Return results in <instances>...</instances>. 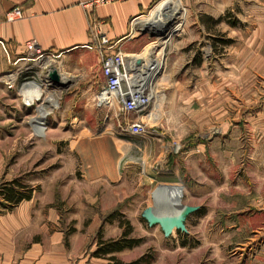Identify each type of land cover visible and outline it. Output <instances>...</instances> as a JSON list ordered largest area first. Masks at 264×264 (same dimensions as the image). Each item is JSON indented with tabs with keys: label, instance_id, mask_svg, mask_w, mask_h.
Instances as JSON below:
<instances>
[{
	"label": "rangeland",
	"instance_id": "obj_1",
	"mask_svg": "<svg viewBox=\"0 0 264 264\" xmlns=\"http://www.w3.org/2000/svg\"><path fill=\"white\" fill-rule=\"evenodd\" d=\"M177 3L164 26L152 6L130 21L133 53H101L122 54L131 75H144L137 57L156 61L141 114L98 105L91 54L66 65L0 48V187L32 192L10 209L0 196V264H264V0ZM134 123L145 133L123 131ZM167 192L174 204L157 201ZM186 207L184 230L167 235L144 218ZM127 226L138 244L93 256Z\"/></svg>",
	"mask_w": 264,
	"mask_h": 264
},
{
	"label": "crops",
	"instance_id": "obj_2",
	"mask_svg": "<svg viewBox=\"0 0 264 264\" xmlns=\"http://www.w3.org/2000/svg\"><path fill=\"white\" fill-rule=\"evenodd\" d=\"M84 1L87 0H0V48L12 54L27 52L26 43L34 40L42 51L61 53L66 65L73 63L82 52L91 54L97 61L98 82L95 85L100 91L103 85L100 58L95 51L87 49L91 32L106 37L112 46L109 50L131 54L133 52L127 48L137 44L139 39L136 30L130 28V21L146 17L150 4L146 0L114 3L94 9L88 18V10L81 6ZM13 8L20 9L21 18L6 22L4 16ZM89 21L93 22L91 32L88 31ZM143 58L137 57L149 63ZM139 76L144 77L134 74L136 78Z\"/></svg>",
	"mask_w": 264,
	"mask_h": 264
},
{
	"label": "built area",
	"instance_id": "obj_3",
	"mask_svg": "<svg viewBox=\"0 0 264 264\" xmlns=\"http://www.w3.org/2000/svg\"><path fill=\"white\" fill-rule=\"evenodd\" d=\"M125 1L129 0H87L81 3V6L85 10H94L102 6H107ZM146 1H148L152 7H155V5L160 0ZM20 17V11L17 8L7 15V19L10 22L17 20ZM136 21L138 20L134 19L131 21V23L136 24ZM90 44L91 45L87 46V49H96L98 50L101 56L100 72L101 77L103 79V85L97 97L98 105L107 106L109 108L117 106L119 110H121L125 115L143 113L149 105V101L146 99L145 96L135 94L133 92V89H131V87L128 85V82L130 81L133 75H131V73H128V71L124 68L123 55L118 53L115 56H102V50H104V47H109L110 43L108 39H106V37L102 35L98 36L93 32ZM26 51L27 53H31L32 55L35 54L37 58H43L47 55L45 51H42L37 47V44L34 40H30L26 43ZM49 71L50 70H47V73ZM123 131L125 133L133 135L145 133L144 127L135 123L124 125Z\"/></svg>",
	"mask_w": 264,
	"mask_h": 264
},
{
	"label": "bare ground",
	"instance_id": "obj_4",
	"mask_svg": "<svg viewBox=\"0 0 264 264\" xmlns=\"http://www.w3.org/2000/svg\"><path fill=\"white\" fill-rule=\"evenodd\" d=\"M162 1V2H161ZM160 2V4H158L156 7H155V9L153 10V12H152V17H153V19H154V21H155V26L156 25H158V26H164V25H166V23H165V21H172V20H174L175 18H177V13L176 12H172L171 13V15H169V16H162L161 14H162V10L165 8H168V7H173L174 5L176 6V5H178V3H177V1L178 0H161ZM172 9H174V8H172ZM151 18V17H150ZM150 18H145V17H142L140 20H141V23H146L145 22V19H150ZM153 22L151 21V23L150 24H152ZM160 23H162V25H160ZM170 23V22H169ZM150 24H148V25H150ZM167 28V27H166ZM142 56V55H141ZM146 57V56H145ZM144 59V58H143ZM146 59V58H145ZM135 61V62H134ZM134 61H131V63H132V65L137 69V70H139V69H141V71L142 72H144V77L142 78V77H140V79H138V80H136V77H134V75L132 76V78L130 79V81L128 82V85L131 87V89H133V92L135 93V94H139V95H142V96H145L146 97V99L148 100V101H150L151 100V96H150V94L148 93V89H147V87H146V85L147 84H149V82H150V80H151V75H152V69L154 70V68L155 67H153L154 65L156 66V61H153V60H149V63H147L146 61H144V62H140V63H138V61L136 62V60H134ZM151 65V66H150ZM156 70V69H155ZM154 73H156V71L154 72ZM64 77V76H63ZM66 78V77H65ZM153 78V77H152ZM67 79V78H66ZM62 80V79H61ZM64 82V81H63ZM35 84V83H34ZM34 84H31V83H29V84H26V86H25V92L26 93H30V92H32V91H34V88L36 89V87L38 86H36V85H34ZM146 91H147V93H146ZM36 96V95H35ZM38 97V96H37ZM54 105H55V101L54 102H52ZM40 115H42V116H44L45 115V112L44 111H41L40 112ZM166 188V187H165ZM170 188V187H169ZM172 188H174V187H172ZM162 189V188H161ZM168 189V188H167ZM174 190V189H173ZM165 192V191H164ZM159 193V192H158ZM157 193V194H158ZM161 193V192H160ZM174 195V194H173ZM173 195H171V192L169 193V192H167L166 194H164L163 196H159L158 198H157V201H160V200H162V202L161 203H164L163 202V199L165 198L164 196H166L167 197V199H166V201H168V202H170V204L172 203V204H174L173 202H174V196ZM165 200V199H164ZM168 204V203H167ZM164 205V204H163ZM169 205V204H168Z\"/></svg>",
	"mask_w": 264,
	"mask_h": 264
},
{
	"label": "trees",
	"instance_id": "obj_5",
	"mask_svg": "<svg viewBox=\"0 0 264 264\" xmlns=\"http://www.w3.org/2000/svg\"><path fill=\"white\" fill-rule=\"evenodd\" d=\"M151 6V5H150ZM24 186H22L17 181H12L7 185H2L0 187V196L4 201L9 203L7 209L12 208L16 205H18L20 202L24 200H29L31 198L32 192L30 190H25ZM131 234V227L127 226V230L122 233V236L115 240H109L105 242H101L100 240L97 243V249L93 253V256L95 257H102L108 254L120 252L124 249L132 248L136 244L139 243L138 240L128 238V236ZM99 235V233H98ZM100 237V236H99ZM109 264H125L121 263L120 261H117L116 259H110ZM141 261L140 259L126 263V264H139Z\"/></svg>",
	"mask_w": 264,
	"mask_h": 264
},
{
	"label": "water",
	"instance_id": "obj_6",
	"mask_svg": "<svg viewBox=\"0 0 264 264\" xmlns=\"http://www.w3.org/2000/svg\"><path fill=\"white\" fill-rule=\"evenodd\" d=\"M49 80L57 84L59 82L56 71L49 73ZM195 209L191 207L180 208L176 212H168L167 210L149 209L145 212L144 218L150 225L159 224L164 234L171 233V229L184 230V217L193 212Z\"/></svg>",
	"mask_w": 264,
	"mask_h": 264
}]
</instances>
